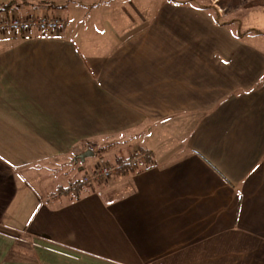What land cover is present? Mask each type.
Here are the masks:
<instances>
[{"label":"crops","instance_id":"obj_1","mask_svg":"<svg viewBox=\"0 0 264 264\" xmlns=\"http://www.w3.org/2000/svg\"><path fill=\"white\" fill-rule=\"evenodd\" d=\"M113 1L0 0L67 22L0 35V264H264V44L176 0L108 35ZM125 136L149 168L48 202L47 166Z\"/></svg>","mask_w":264,"mask_h":264},{"label":"rangeland","instance_id":"obj_2","mask_svg":"<svg viewBox=\"0 0 264 264\" xmlns=\"http://www.w3.org/2000/svg\"><path fill=\"white\" fill-rule=\"evenodd\" d=\"M176 1L175 3L180 5L178 7L181 9L183 8L186 11L189 10L191 7L193 9H196L198 11L197 13H201V9H203V11H206L207 9L210 12L206 14L210 17H215V9H216L219 12V14L222 15V18L220 19V22L222 24L220 25L230 26L232 29L230 30L233 31L234 29L235 34L240 35L239 31L240 33L245 32L244 30L246 29H255L256 31H259L264 34V11H263L264 9H260V8L254 9L250 7L249 4L253 2L252 0H217V1L216 0H192L195 3H197V5L202 6L201 9H200V6H197V5L193 6L194 2L190 0H176ZM166 2L168 3L170 2V0H129L130 5L128 7L121 6L122 3L120 4L117 3L118 5H116L114 1L108 4L107 3L104 4L103 2H98L96 6L94 7L96 9L100 8V11H96V12L101 13L102 10H104V12L106 13L109 12L111 14V16H109L108 18L110 20V27H108L105 30L107 31V34L108 35L111 34V30L115 29L114 32H118V34L123 37L125 35H129V33L132 31H135L142 27H147V25L150 24L149 21L153 20V18L157 16L159 12L162 11V9H164L163 7ZM132 3L135 5L131 6ZM203 11L202 13H205ZM180 13H181V10H180ZM98 15L100 16L99 18L102 17L101 16L102 14H98ZM137 15L139 17V21H140V17L141 16L143 17L144 24L139 21H136ZM137 22L138 24L136 25ZM244 25L245 26L252 25V27L247 28ZM125 30H127V33H123V31ZM248 32L245 34H242L243 37L253 35V33H248ZM208 33H210L209 34V37H210L212 33L211 32H208ZM200 34L201 33H198V35ZM253 36H256L259 38L257 41L258 46L260 44L261 45L264 44V36L256 35V34H254ZM122 37L119 40L113 39L112 42L114 43V45H116L118 42H121ZM206 37L208 38V36ZM250 38L251 37H247L245 41H240V42L238 41L237 43L241 45V47L247 46L250 44L249 43ZM217 42L218 40L215 41V43ZM210 45L212 46L215 45L214 40L210 39ZM251 45L255 46L252 42H251ZM115 139L111 140V138H109L105 140L103 139V140L96 141V144L94 145V149L91 150L92 152H94L96 156L86 159L84 163L78 160V156L76 155L69 156L65 158L63 162H57L56 164H52V166L51 165L47 166L46 167L47 171H43L42 174L44 176H47L48 174L53 178H56V177L62 178L63 180H60L59 185H63L67 187L69 186V184L76 182L78 178H82V180H84L86 179V177L91 176L94 169L105 166L106 162L111 161V164L116 166L119 163L116 161V157H118L119 151H122L123 156L128 157L127 154L130 153L131 149L127 148L129 145L128 146L125 145V143L127 142L126 140H128L126 136L123 138L119 137L116 140ZM84 153L85 152L81 154H84ZM128 160L125 159L122 161H128ZM134 162H137V161L134 160ZM81 167H83L84 171L85 170L86 171L82 175L80 174V176H78L79 172L76 170L80 169ZM116 176L117 175H114L109 180H101V181L92 180L93 178H91L90 183H92V188L90 191L99 190L100 192H102V194L104 195L107 194L108 197L115 196L116 194H108L106 192L107 190H105V187L106 185L111 183L113 180H116ZM55 188L56 187L54 186H50L49 188H47V190H44V191L48 193H52L53 191H55Z\"/></svg>","mask_w":264,"mask_h":264},{"label":"built area","instance_id":"obj_3","mask_svg":"<svg viewBox=\"0 0 264 264\" xmlns=\"http://www.w3.org/2000/svg\"><path fill=\"white\" fill-rule=\"evenodd\" d=\"M34 1V0H28ZM36 1V0H35ZM67 28L66 20L58 17H41V18H21L12 17L7 19H0V35L7 33L14 36L22 37L28 35L33 31H37L41 34H57L62 33ZM115 175L113 167L103 166L94 169L91 176L86 177L84 182H90L92 180H109Z\"/></svg>","mask_w":264,"mask_h":264},{"label":"trees","instance_id":"obj_4","mask_svg":"<svg viewBox=\"0 0 264 264\" xmlns=\"http://www.w3.org/2000/svg\"><path fill=\"white\" fill-rule=\"evenodd\" d=\"M250 7L252 8H264V0H255L253 2H251V4H249ZM7 8H9V5L6 6ZM249 7V8H250ZM200 8H202V6H200ZM215 16H216V21L218 22V24H222L220 22V16H219V12L215 9ZM248 33H253L256 35H262L264 36L263 33L256 31V30H249ZM240 37L243 35L240 34ZM144 158L142 161H140V163L134 162L132 160H128V161H121V163H118V165L114 166L110 163H107L108 167H113L115 170V175H117L118 177H128V176H132L134 174H138L141 173L143 170L149 168V164L150 161L148 160L149 157H147L149 154L144 153L143 154ZM141 166L145 167V169H143ZM80 172L83 173L84 169L83 167H81ZM92 188V183L90 182H84L82 179L81 180H77L76 182L70 184L67 187H62L61 189H59L57 192H55L54 194H52L49 197L48 202H57L59 199L63 198V197H67L72 201L81 199V197L85 194V193H89L90 190Z\"/></svg>","mask_w":264,"mask_h":264},{"label":"water","instance_id":"obj_5","mask_svg":"<svg viewBox=\"0 0 264 264\" xmlns=\"http://www.w3.org/2000/svg\"><path fill=\"white\" fill-rule=\"evenodd\" d=\"M94 156H96V155L94 154V152H92V151H87V153L85 152L84 154L78 156V160H80L82 163H84V161H85L86 159L91 158V157H94Z\"/></svg>","mask_w":264,"mask_h":264}]
</instances>
